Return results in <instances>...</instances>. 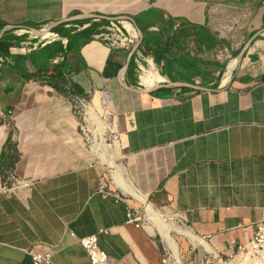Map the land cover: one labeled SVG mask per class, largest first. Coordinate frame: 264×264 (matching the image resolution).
<instances>
[{"label": "crops", "instance_id": "0c3cea01", "mask_svg": "<svg viewBox=\"0 0 264 264\" xmlns=\"http://www.w3.org/2000/svg\"><path fill=\"white\" fill-rule=\"evenodd\" d=\"M102 21L109 22L102 32L112 23L137 32L140 49H113L94 38L76 61L81 71L67 75L93 96L95 108L86 110L91 155L73 103L85 97L55 88L29 56L68 43L57 27L47 39L33 29ZM231 21L237 25L224 32ZM138 51L146 70L165 79L159 85L183 86L166 88L173 90L167 96L146 92ZM65 62L62 55L53 60ZM120 152L125 167L116 165ZM95 155L114 168L119 199L99 191ZM10 158H17L11 169L4 167ZM12 185L19 187L7 192ZM136 203L178 214L187 229L169 225L173 232L210 261L253 239L264 221V0H0V264H34V255L46 253L51 264H92L79 240L93 235L108 264H162L157 236L129 222Z\"/></svg>", "mask_w": 264, "mask_h": 264}, {"label": "rangeland", "instance_id": "374dc122", "mask_svg": "<svg viewBox=\"0 0 264 264\" xmlns=\"http://www.w3.org/2000/svg\"><path fill=\"white\" fill-rule=\"evenodd\" d=\"M35 42L37 41L35 40ZM219 70L221 69L219 68ZM92 99H93V96H90V97L88 96V97L81 98V99H74V102H73L75 116L80 123L81 131L84 135V138L86 139L90 154L93 153L94 132H93V128H91V125L87 120L86 110H87L88 105H91L90 107L95 108L93 106ZM103 101H104L103 102L104 108L105 109L109 108L108 102L106 100H103ZM88 112H89V109H88ZM101 118L106 123H109V124L112 123V119L107 118L106 116L101 115ZM115 138H116V132L108 133L106 135V140H107V143L109 144H113L115 142ZM115 159H116V165L118 167L119 166L125 167V159H124V156L121 154V152L115 156ZM93 160H94V163L92 164V166L94 165V167L99 169L104 181L113 189L111 171L114 170V168L108 165H102V161L99 155H95V157L93 156ZM136 204H137L136 213L138 215V219L141 220V222L144 223L145 226L157 236V240L160 243L162 249L168 251L171 254L172 264H179L176 260V257L174 255L172 248L167 243V241L163 237L160 230H158L159 228L151 220H149L148 209H145L144 205H141L138 203ZM155 209H157L156 210L157 213H162L166 216V221H167L166 224L168 226L172 225V226L180 227L182 229H187L183 223L182 224L179 223L178 218H177L178 214L170 212L169 210H165V209L163 210L161 208H155ZM170 234L172 235V237L175 239L176 243L178 244L179 255H180L182 264H261L258 261L250 257L240 256L237 253L235 254L233 253L231 255L219 254L218 259L210 261L209 258L206 255H204L199 249H196L193 247L194 245L190 242V240L178 234L175 230L173 232L172 229H171Z\"/></svg>", "mask_w": 264, "mask_h": 264}, {"label": "built area", "instance_id": "2783aa9c", "mask_svg": "<svg viewBox=\"0 0 264 264\" xmlns=\"http://www.w3.org/2000/svg\"><path fill=\"white\" fill-rule=\"evenodd\" d=\"M157 1V0H153ZM234 25H237L235 21H231L230 24H226L222 27L223 31L231 32L234 28ZM218 33L221 38H223L224 33L218 30ZM58 35L53 34V40L57 39ZM95 39L100 42H104L108 44L110 48L113 49H125L132 50L135 48H139L140 46V36L137 32L135 34H130L126 32L124 27H121L119 24L112 23L108 27L104 29V31L95 36ZM140 49V48H139ZM146 59L143 56L141 51L137 52V62L140 67V79L142 80V75L147 73L146 68L142 65ZM158 73V72H157ZM141 86L145 87L142 82ZM18 185H12L5 187L7 192L11 190L17 189ZM99 191L101 194L107 198L113 196L117 199L120 196L117 194L115 190H113L104 179L100 181ZM129 222L135 224L137 227L145 226L144 223L139 222L138 215L136 212L130 211L128 214ZM101 234L107 233L106 230H101ZM81 246L88 253L92 264H108V255L107 253L101 249L99 244V236L93 235L89 237H85L79 240ZM235 253L240 256H247L261 264H264V221L258 222L255 225L254 237L251 242L247 245H238ZM234 253V254H235ZM34 264H51L52 263V254H36L33 256ZM162 264H172L171 254L164 250L162 257Z\"/></svg>", "mask_w": 264, "mask_h": 264}, {"label": "trees", "instance_id": "16d2710c", "mask_svg": "<svg viewBox=\"0 0 264 264\" xmlns=\"http://www.w3.org/2000/svg\"><path fill=\"white\" fill-rule=\"evenodd\" d=\"M85 23H70L72 24L71 28H66L65 25L57 27L54 30L55 33H57L61 38L66 39L68 41L67 45L65 46L62 41H56L46 45L45 47L41 48L38 52L30 54L29 56L33 59V62L38 60L39 75L42 78H48V82L51 85H53L58 90H61L68 96L71 95L86 97L79 87H77L75 84H72L67 79V75L76 74L81 71V67L76 66V61H80L81 49L93 42L95 40V36L102 32V29L100 28L106 26L109 22L102 21L99 23H91L89 27L85 29H80ZM142 31L144 32V29H142ZM145 50V46L143 45L142 51L147 54V51ZM61 55L65 58V64H53V60L57 59ZM20 57L21 59H29L28 56H15L14 59L18 60V58ZM195 61L196 63L199 62L197 60ZM218 68H222L221 64H218ZM134 70L135 67L133 64H131L129 70L130 75L134 74ZM65 86H68L71 90H67ZM172 92V89H162L158 91V93H161L165 96L171 95ZM16 161L17 158H10V161H7L4 164V167L9 169L14 168ZM1 172L3 173L2 169Z\"/></svg>", "mask_w": 264, "mask_h": 264}, {"label": "bare ground", "instance_id": "6f19581e", "mask_svg": "<svg viewBox=\"0 0 264 264\" xmlns=\"http://www.w3.org/2000/svg\"><path fill=\"white\" fill-rule=\"evenodd\" d=\"M129 27V26H128ZM131 28V27H130ZM129 28V29H130ZM52 36V33L50 32H47V33H44L42 35L43 38H49ZM237 66V65H236ZM165 79L159 75L156 71L154 70H150V71H147V73H145L143 76H142V84L144 86H147V87H151V88H154L156 86L159 85V83H161L162 81H164ZM226 83V82H225ZM149 88V89H151ZM89 115H91V118L92 119H95L96 120V113H95V110H93L92 108L90 109L89 107ZM94 121V120H93ZM97 122H95L96 124ZM100 124V123H99ZM98 127V126H97ZM100 127V126H99ZM102 130V128H101ZM97 144V143H96ZM99 146V145H98ZM126 186V185H125ZM148 213H149V220H151L160 230V232L162 233L163 237L165 238V240L167 241V243L170 245V247L172 248V250L174 251L175 253V256L177 258V260H179V253H178V244L176 243L175 239L172 237V235L170 234L171 233V229L165 222V220L159 216L151 207L148 208ZM184 234V233H183ZM182 234V235H183ZM187 235L193 240L195 241L196 243H200V244H203L204 246L208 247L202 240L194 237L192 234H190L189 232L187 233ZM186 236V235H185ZM187 236V237H188ZM194 242V243H195Z\"/></svg>", "mask_w": 264, "mask_h": 264}, {"label": "water", "instance_id": "95a60500", "mask_svg": "<svg viewBox=\"0 0 264 264\" xmlns=\"http://www.w3.org/2000/svg\"><path fill=\"white\" fill-rule=\"evenodd\" d=\"M83 18H91V19H94V18H97V16H95V15H84ZM101 18H106V17H101ZM128 19L131 21V18H128ZM73 20H75V19H70L69 21H73ZM63 23L64 22H59L57 24H53V25L49 26L48 28H46V29H44L42 31L41 30H37V29H33V32H34V34L37 37H42V35L44 33H47V32L52 33L55 27H58V26L62 25ZM131 58H132V56L130 57V60H131ZM181 86H183V85H181V84L158 85V86H156L154 88L147 89L145 91L150 93V92H155V91H158V90H161V89L181 87ZM193 88H195L197 90H205V88H203V87H195V86H193Z\"/></svg>", "mask_w": 264, "mask_h": 264}]
</instances>
